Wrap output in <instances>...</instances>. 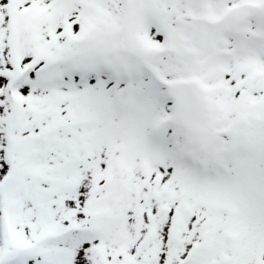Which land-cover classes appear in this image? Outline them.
I'll return each mask as SVG.
<instances>
[{"label": "snow or ice", "instance_id": "6c2138e0", "mask_svg": "<svg viewBox=\"0 0 264 264\" xmlns=\"http://www.w3.org/2000/svg\"><path fill=\"white\" fill-rule=\"evenodd\" d=\"M0 264H264V0H0Z\"/></svg>", "mask_w": 264, "mask_h": 264}]
</instances>
